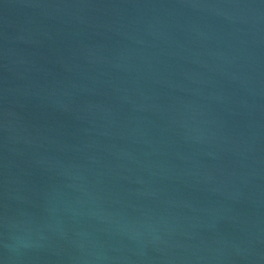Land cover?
<instances>
[{"label":"water","instance_id":"1","mask_svg":"<svg viewBox=\"0 0 264 264\" xmlns=\"http://www.w3.org/2000/svg\"><path fill=\"white\" fill-rule=\"evenodd\" d=\"M0 264H264V0H0Z\"/></svg>","mask_w":264,"mask_h":264}]
</instances>
